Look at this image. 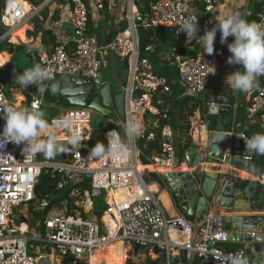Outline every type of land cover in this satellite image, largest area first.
<instances>
[{
	"label": "built area",
	"instance_id": "1",
	"mask_svg": "<svg viewBox=\"0 0 264 264\" xmlns=\"http://www.w3.org/2000/svg\"><path fill=\"white\" fill-rule=\"evenodd\" d=\"M111 0H69L72 5V35L56 43L52 53H40L39 63L49 70L52 79L41 85H34L30 100L26 107L35 106L42 110L50 86L58 77L66 76L78 80H97L103 66L102 53L110 52L121 60L128 62V82L125 88V120L136 116L148 118L159 116L155 97L159 92L170 91L167 79L155 74L149 58L141 57L139 30L170 27L175 34L176 46L169 51V59L177 68L178 82L187 93L199 96L206 92L214 73L213 60L201 51V44L196 39H189L185 32L179 31L182 24L189 19L198 21V36L202 35L201 14L211 13L222 6L227 0H157L143 11L138 2L126 0V27L120 30L115 38L100 44L97 36L90 33V7L102 10L105 3ZM23 0H7L1 12V23L7 32L0 38V48L5 42L16 45L13 41L14 32L29 22L34 16L25 8ZM198 4H203L200 9ZM264 19V12L260 20ZM200 46V53L195 49ZM183 50L191 51L184 55ZM153 47L146 48L153 53ZM0 49V69L9 61L5 60ZM16 105L0 91V107ZM249 117L259 116L264 120V87L255 91L245 109ZM94 111L89 107H69L62 116L71 120L72 127H53L52 119L48 132H53L60 142L69 144L72 133L78 132L80 142L71 146L66 161L41 160L37 153L25 157L23 144L9 142L0 148V264H40L44 257L55 255L58 264H108L104 259H97L114 245L127 243L133 250L149 249L150 256L160 260L162 264H174V254L181 258L183 250L187 258L195 254L198 264H256L249 259L248 249L229 250L224 246L228 243L226 233L205 235L201 241L194 243V225L186 219H170L155 191L147 183L142 165L170 167L178 158L175 147V134L170 125H160L157 130L133 136H125L118 128H111L106 133L108 143L112 130L127 144V154L113 158L110 155L93 157L91 123ZM167 119V116H163ZM5 120L0 114V133ZM209 123L207 119L200 121L195 133L199 143L208 145ZM43 135V134H42ZM246 139V135L243 134ZM137 138L146 143H158V154L151 162L140 160V149ZM243 139V138H242ZM187 159V155H186ZM251 157L249 160L251 161ZM44 172H49L56 180V192L64 191L77 184L72 194L79 198L78 210L74 215L51 212L44 219H39L36 227L31 228L24 222L15 224L10 216L15 207L31 204L33 211L45 210L50 200H39L36 194L37 182ZM264 184V171L259 176ZM88 183L89 190L82 191L81 185ZM93 190L105 193V206L101 217L98 216L97 197ZM84 215L92 216L85 218ZM210 241L216 246L210 247ZM31 242L50 245L53 254L31 253ZM131 259H134L133 256ZM131 261V260H128ZM123 264H129L125 262ZM262 264V263H261Z\"/></svg>",
	"mask_w": 264,
	"mask_h": 264
},
{
	"label": "water",
	"instance_id": "2",
	"mask_svg": "<svg viewBox=\"0 0 264 264\" xmlns=\"http://www.w3.org/2000/svg\"><path fill=\"white\" fill-rule=\"evenodd\" d=\"M20 74L17 67L11 71V81L17 84ZM63 106L89 107L94 114L110 120L115 125L125 120L124 93L115 94L110 84L101 78L97 80L71 79L64 87ZM231 100L219 96H210L207 106L209 123L208 145L199 152L191 147L187 153V163L192 172H168L160 177V182L170 196L175 215L170 219H186L194 225V232L205 230V235L226 233L228 243L247 246L252 253L261 256L264 264V214L257 211L255 198L258 186L249 183L243 186L235 176L213 175L205 172L204 165L229 163L237 169H247L255 153H246L242 146V129L233 133L216 130L219 115H226L231 109ZM181 160L176 159L173 166L179 167ZM94 197H101L102 191L93 190ZM159 200V199H158ZM248 205V207H247ZM243 213H248L242 215ZM195 243H192L195 246ZM210 247H215L210 241ZM181 257L188 264H195L194 253L187 258L185 250ZM173 260L179 261L178 258ZM40 264H52L44 257Z\"/></svg>",
	"mask_w": 264,
	"mask_h": 264
},
{
	"label": "crops",
	"instance_id": "3",
	"mask_svg": "<svg viewBox=\"0 0 264 264\" xmlns=\"http://www.w3.org/2000/svg\"><path fill=\"white\" fill-rule=\"evenodd\" d=\"M25 2L27 5V8H30L29 10H31L34 14V16L29 20V22L26 23L29 27L27 32L33 33L34 27L31 23L32 20L35 17L40 16L41 12L44 9H47L48 18L46 21H44L43 27L44 29L50 30L53 33V35L55 36V44L64 38L71 37L72 27H71L69 20L71 19L72 5L70 4L69 0H46L38 7H34L29 1H25ZM88 2L89 0H87V3ZM90 11H91L90 13V33L97 36L100 44H104L105 42H107L109 40V37L112 35V33H115V36H116V34L120 30H122L123 23H126L125 22L126 0H111L105 3V6L102 10H96L94 7H90ZM232 13H240L243 17L248 19V17L252 13V1L251 0H227L226 3H224L222 6L218 7L217 9H215L213 12L202 13L200 17L202 35L205 34V31L207 29H211L215 25V23L217 22L216 19L223 18L226 15H229ZM220 36H221V33L218 31L216 40L214 42L215 50L212 54H207L206 52H204V50L202 49V46H201V51L209 55V57H211L213 60L214 67L216 66L218 69L220 68V70L223 72L224 82L220 84H213L211 83V80H210V83H209V86L206 92L199 95V97H201V99L204 102L203 108L200 111H198L195 114V116L191 119V127H190L188 135H186L183 138L179 137L181 139V143H180L181 145L178 147H176L175 145L177 149L178 158L180 157L179 159L181 160V165L176 170H161L159 169L161 167L150 166V165L143 166V168L152 167V169L143 170L144 175L147 180V183L155 191L157 198L161 202L162 206L164 207L168 215L174 216L176 213L171 204V199H170L169 194L165 190L164 185L160 182V177L162 174L168 173V172H183V171L192 172L193 171V169L188 168L189 165L187 163L186 155L191 147H194V146L197 147L200 153H203V150L206 148L205 141H203L202 143H199L198 135L195 133V130L199 126L201 120L207 119V106H208V99L210 96L223 97L225 99L231 100L232 102V107L227 112V114L224 116L222 115L218 116L217 125H216L217 131L233 133L234 131H236V129L240 128L242 129L243 134H244L245 131L248 130L250 126L255 123H257L264 131V120H262L259 116L252 118V117H249L247 113L244 112L243 117H242L243 120L241 122L239 120L240 118L237 115V109L239 108V106H246L252 94L258 89L264 87V76H261L258 78V87L254 88L250 92L244 93V92L234 91L228 88L225 85L226 77L229 74L233 73L234 71L242 70L243 66L242 65H230L227 63L228 57L231 55V53L229 52L226 44L220 43ZM233 39L234 38L230 36L228 38V42L231 43ZM13 41L16 42L17 38L16 37L13 38ZM21 43L31 44L30 47L27 48L28 50L25 49V52H31V51L35 52L36 51L39 54L43 52L49 54L52 52L54 48V44L52 43L47 42L45 45V43L43 42L42 33L39 34V36L36 38L30 35V37L27 36V39L25 42L18 40V43L16 45H12V47L10 48L11 51L9 53L6 52L4 49H1L2 53H4L3 55H4L5 60H8L10 62V59L13 54L12 50L13 49L15 50L18 44L22 45ZM104 53L105 54L109 53L110 55L114 56L110 52H103L102 59H103ZM105 57L106 55L104 56V58ZM32 58L34 60L36 57L33 56ZM116 58L118 59L119 62L125 63V70H123L120 64L116 63L112 70V76H110L109 73L107 74L105 73V75L101 74L100 78L105 83L110 84L113 88V92L115 94H118V93L125 92V88L128 82V67L126 65V61L121 60L118 57ZM103 66H104V63H103ZM19 72L20 74L22 73V71H19ZM70 80L71 79L68 77L66 79H63L62 81L59 80V82L61 83L63 87H65L69 84ZM55 82H58V81L56 80ZM2 87H3V84H0V91ZM22 88L24 91V95L17 96L14 103L24 108L27 106V103L25 101L30 100L31 98L30 93L34 90V85H29L27 88L25 87H22ZM45 101L46 102H45L44 107L42 108V111L44 109L48 114L50 113L51 115L53 114L52 110L59 108L58 104L48 103L47 99H45ZM52 119H57V118H52ZM102 119L105 120V124L107 125L109 124L111 126L112 122L110 120H107L106 118H102ZM136 121L139 122L140 124L139 132L141 134L157 130L159 126L158 119L152 120L151 118H143L142 116H140ZM152 124L153 126H150ZM115 126H117L116 128H118V125H115ZM186 143L188 144L191 143L192 145L187 147ZM144 145L146 149L152 148V152L149 155V159H148V161L151 162L152 159L157 156L158 151L152 147V143L150 146H149V143H146ZM242 146H243V149L246 150L244 139L242 141ZM204 170L205 172H209L210 174H213V175L221 174L227 177L235 176L239 179L240 183L243 186L249 183H252L258 186L259 190L256 194L254 206L257 208L258 212H260L261 214H264V188L261 186L260 182L259 184L254 182L255 180L259 181V176H256L248 172V168L247 169H237V168H234L233 166H230V164L227 162L224 164H216V163L206 164L204 165ZM155 176L159 178L157 179L155 178ZM241 214L245 215L248 213L241 212ZM197 231L193 233L194 242L201 241L202 238L206 234L205 230H199L198 234H197ZM225 245L233 250L248 249L249 259L252 262L254 263L258 261L260 263L262 262L261 256L252 253L251 250L245 245L232 244V243H227ZM174 257L178 258L177 254H174ZM99 259H104V258L102 256L101 257L99 256ZM173 262L175 264H188V261L184 260L182 257L179 258V261L174 260Z\"/></svg>",
	"mask_w": 264,
	"mask_h": 264
},
{
	"label": "clouds",
	"instance_id": "4",
	"mask_svg": "<svg viewBox=\"0 0 264 264\" xmlns=\"http://www.w3.org/2000/svg\"><path fill=\"white\" fill-rule=\"evenodd\" d=\"M215 25L207 29L203 36H198V21L186 20L179 31L187 34L188 40L196 39L207 54L214 52V42L217 32L221 33L220 43L226 44L231 55L227 63L230 65H242V70L234 71L225 79V85L239 92H250L258 87V78L264 76V19L261 21H249L240 13H232L223 18L216 19ZM233 37L231 43L229 37ZM52 76L46 68L37 64L31 68H26L17 76V84L27 88L29 85H41L46 80H51ZM52 95H62L65 88L60 82L52 83L50 86ZM0 114L5 120L2 133H0V148L7 143L13 142L17 145L23 144L22 149L25 157L43 153L47 157H54L58 153L66 151L53 132H48L49 121L45 118L46 113L31 107L16 108L13 105L0 107ZM72 121L64 117H59L52 121V126L72 127ZM140 130L139 122L129 119L124 126L125 136H133ZM43 134V135H42ZM246 153L264 155V132L254 133L246 138ZM80 142L78 132H73L69 140L72 147H76ZM127 154V144L112 130L108 137V143L97 142L91 150L93 157H103L110 155L117 158Z\"/></svg>",
	"mask_w": 264,
	"mask_h": 264
},
{
	"label": "trees",
	"instance_id": "5",
	"mask_svg": "<svg viewBox=\"0 0 264 264\" xmlns=\"http://www.w3.org/2000/svg\"><path fill=\"white\" fill-rule=\"evenodd\" d=\"M7 0H0V18L1 12L5 6ZM29 1L34 7L40 6L46 0H25ZM157 0H141L138 2L140 8L145 11L148 10L150 4L155 3ZM252 1V13L248 17L247 20L249 21H257L260 20V15L264 12V0H251ZM200 9H204L203 4H198ZM42 17V19H41ZM48 18V10L44 9L40 16L35 17L32 20V25L34 27V31L27 32L29 29L28 25L25 24L22 26L15 34L17 40L26 41L27 36L30 37L34 36L35 38L42 33L43 42L55 44V36L50 30H46L43 27L44 21ZM126 27V23H123L122 29ZM7 32V28L1 23L0 21V38ZM115 33L109 37L108 41L113 40L115 37ZM139 37H140V49H141V57L142 58H149L152 66L153 72L159 76H162L167 79L168 85L170 87V91L167 93L159 92L155 97V101H160L161 103L158 104V108L160 113L159 116H149L148 118L158 119L160 125H170L174 131V134H177L178 137H185L188 135L190 127H191V119L195 116V114L203 108V100L199 96H193L187 93V89L178 82L179 74L177 68L172 64V61L168 58L169 51L176 46L175 34L172 28L170 27H159L157 29H144L141 28L139 30ZM9 45L7 42H5ZM31 44H22L16 46L17 52H25V49L29 48ZM152 46L153 53H147L146 48ZM53 48V50H54ZM28 50V49H27ZM52 50V52H53ZM51 52V53H52ZM184 55H190L191 51L183 50ZM200 53V46L195 49V54L197 55ZM25 54L30 57L31 67L37 65L39 63L38 60V52H25ZM33 56L36 58L33 60ZM126 65L128 67V62L126 61ZM14 67H17L19 71L21 68L16 66L13 61H10L6 66L0 69V84H10L11 83V71ZM30 67V68H31ZM46 99L48 103L52 104H63V99L60 94L52 95L51 91L49 90ZM246 106H239L237 109V115L240 118L239 120L242 122L243 114L245 112ZM246 113V112H245ZM163 116H167V119H164ZM161 121L164 124H161ZM114 123L111 124V128H116ZM110 128V129H111ZM257 132H264L263 129L257 124H253L250 126L248 130L245 131L246 138L251 137L254 133ZM107 133V132H106ZM106 133L98 130L92 129L91 139H90V146L93 147L97 142H103L107 144L106 141ZM181 140V139H180ZM65 145L66 151L63 153H58L53 157L55 161H66L68 159V153L71 152V146L67 143L61 142ZM146 144L145 141H140L138 144V148L141 150L143 154V162L148 163L149 155L152 152V148L149 149H141L140 145ZM151 143H149V146ZM187 147L192 145L191 143H186ZM152 147L158 151V143L152 144ZM180 158V157H179ZM145 166V165H142ZM147 166V165H146ZM152 167L143 168V170H149ZM264 171V155L254 154L251 159V162L248 166V172L254 174L256 176H260ZM155 178H159L155 176ZM79 185L74 184L70 185L68 189L64 191L56 192V180H54L49 172H44L37 182L36 194L39 200L48 199L50 200V205L45 210L36 211V217L40 219H44L47 217L52 210H66L65 214L74 215L75 212L79 209L76 205L79 198H76L72 191L75 187ZM82 191H86L90 189L88 183H83L81 186ZM96 204L98 206L99 212L98 216L101 217L103 214L104 209L106 208L104 201L102 202L101 197L96 199ZM226 249H230L226 245L224 246ZM120 248L118 245H114L108 249L106 253H104V258L108 264H122L125 263L126 255H120ZM160 260L154 261L150 260L149 264H158ZM195 264H198L196 261ZM256 264H261L259 261Z\"/></svg>",
	"mask_w": 264,
	"mask_h": 264
},
{
	"label": "rangeland",
	"instance_id": "6",
	"mask_svg": "<svg viewBox=\"0 0 264 264\" xmlns=\"http://www.w3.org/2000/svg\"><path fill=\"white\" fill-rule=\"evenodd\" d=\"M11 47H12V45L9 46L6 43H4L0 49H4L6 52L9 53L11 51L10 50ZM12 52H13V54H12L10 61H13L16 64V66H19L21 68L22 72L24 69L31 67V62H30L31 59H30V57H28L25 54L24 51L17 52L16 49L15 50L13 49ZM105 55H106V57L104 58ZM107 55H108V57H107ZM103 63H104V66L101 68L100 75L101 74L105 75V73L106 74L109 73L110 76H112V70H113V67L116 63L120 64L122 66L123 70H125V63L119 62L116 57L110 55L109 53L103 54ZM66 78H68V77L60 76L57 78V81L59 82V80L62 81L63 79H66ZM70 79H72V78H70ZM223 82H224L223 72L220 70V68L218 69L215 66L214 67V73H213V76L211 78V83L220 84ZM22 87L23 86L16 84V83H13L11 81L10 84H3L1 92H3L7 97L11 98V100L14 102L17 96L24 95V91H23ZM66 109H67V107H65L63 105L62 106L59 105L58 109L52 110L53 114H51V115H50V113L48 114L43 109V111L46 113L45 118L49 121V126H50V122H51L52 118H59V117L63 116L65 114ZM138 118H139V116H136L135 121ZM161 124H164V123L161 121ZM150 126H153V124ZM90 127H91V130L94 128V129L101 130L105 133L111 128V126L109 124L108 125L105 124V120H103L100 116H96V115H93L92 123H91ZM118 129L122 134H125L124 127H123V121L118 125ZM139 142H140V140H139V138H137V143L139 144ZM180 143H181L180 138L178 137L177 134H175V145H176V147L180 146L181 145ZM140 147H141V149L146 148L145 145H140ZM39 158L41 160L55 161L53 159V157H47L43 153H41ZM139 158L143 162V154L141 151H140ZM101 200H102V202L105 200V193L101 196ZM32 209H33V207L31 204H21L20 206L15 207L13 209V213L10 216V219L15 224H19L20 222H24L27 225H29L31 228L34 229V227H36V223H38V220L40 218L36 217L37 216L35 214L36 212H34ZM52 212L65 213L66 210H60L59 211V210L53 209ZM84 217L85 218H92V216H88V215H84ZM119 248L121 251L120 255H123V256L126 255L125 262H129V264H149L150 260H155L154 257L150 256L149 249L136 250V252H135V250H133V252H131V245H129L127 243L119 244ZM29 250L31 253L40 252V254H45L47 256H50L51 254H53V250H52V247L50 245H46V244H43L40 242H31L29 245ZM132 256L134 259H131ZM128 260H131V261H128ZM162 262H164V255H161V259H160L158 264H162Z\"/></svg>",
	"mask_w": 264,
	"mask_h": 264
},
{
	"label": "bare ground",
	"instance_id": "7",
	"mask_svg": "<svg viewBox=\"0 0 264 264\" xmlns=\"http://www.w3.org/2000/svg\"><path fill=\"white\" fill-rule=\"evenodd\" d=\"M24 4H25V8H26L27 10H29L30 8H27L26 2H24ZM24 25H25V24H24ZM24 25H23V26H24ZM21 27H22V26H21ZM19 29H20V28H19ZM19 29H18V30H19ZM18 30H17V31H18ZM17 31H16V32H17ZM16 32H14V33L16 34ZM15 34H14V37H13V38H15ZM177 168H178L177 166H172V165H171L170 167H161V168H159V169H161V170H176ZM141 170H143V166H141ZM254 182L257 183V184H259V182H260L261 186L264 188V184H263L260 180H259V181H256V180H255ZM118 246H119V245H118ZM108 249H109V248H108ZM108 249L106 250V252L108 251ZM106 252H105V253H106ZM103 255H104V254H102V255H97V256H96L97 259H94V260L99 261V256H100V257L102 256V257L104 258ZM52 259H53V263H54V264H58V259H57V257H56L55 255L52 257ZM104 260H105V258H104Z\"/></svg>",
	"mask_w": 264,
	"mask_h": 264
},
{
	"label": "flooded vegetation",
	"instance_id": "8",
	"mask_svg": "<svg viewBox=\"0 0 264 264\" xmlns=\"http://www.w3.org/2000/svg\"><path fill=\"white\" fill-rule=\"evenodd\" d=\"M94 115H96V114H94ZM96 116H98V115H96Z\"/></svg>",
	"mask_w": 264,
	"mask_h": 264
}]
</instances>
